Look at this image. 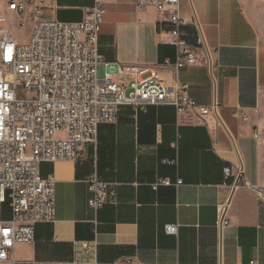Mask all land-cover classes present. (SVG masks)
Listing matches in <instances>:
<instances>
[{
  "label": "crops",
  "instance_id": "1",
  "mask_svg": "<svg viewBox=\"0 0 264 264\" xmlns=\"http://www.w3.org/2000/svg\"><path fill=\"white\" fill-rule=\"evenodd\" d=\"M101 1L104 60L136 66L138 78L156 71L176 79L198 105L216 102L234 144L214 109L121 105L117 122L100 124L75 160L41 165L43 176L55 177V219L36 224L34 241L18 243L0 264L65 262L78 241L94 239L89 264L125 256L134 264H264V202L245 185L264 187V0H179L185 41L196 47L200 30L206 42L195 48L199 61L180 70L164 64L176 57L164 16L134 0ZM91 4L47 0L42 18L80 21ZM14 12L0 0L1 14ZM107 69L100 67L103 79ZM113 70L129 92L134 78ZM94 172L115 188L99 209L88 204ZM159 179L172 184L154 187ZM167 224H177L176 234Z\"/></svg>",
  "mask_w": 264,
  "mask_h": 264
},
{
  "label": "built area",
  "instance_id": "2",
  "mask_svg": "<svg viewBox=\"0 0 264 264\" xmlns=\"http://www.w3.org/2000/svg\"><path fill=\"white\" fill-rule=\"evenodd\" d=\"M13 2L21 3L13 18L0 13V263L10 259L18 243L34 241L36 224L55 219V177L43 176L41 165L75 160L96 141L100 124L117 122L121 105L172 103L177 112L198 108L200 115L217 109L216 102L198 105L176 79L156 71L138 78L136 66L106 62L99 51L105 13L101 0H92L86 16L72 22L43 19L47 0H8L11 11ZM134 4L138 9L151 6L165 17L166 40L175 46L176 57L164 64L180 70L199 61L195 48H205L206 42L200 30L196 47L185 41L182 27L187 20L179 13V0H134ZM11 22L24 29L22 38L12 34ZM103 65L108 68L104 79L99 74ZM113 69L134 78L129 92L114 79ZM225 171L229 174L228 168ZM87 183L88 204L95 209L115 195L114 185L95 172ZM159 184L172 183L159 179L153 186ZM245 185L264 202V187ZM223 212L221 208V226L228 223ZM165 229L176 234L177 224ZM96 248L95 239L78 241L72 259L56 264H89ZM134 263L135 258L125 256L113 264Z\"/></svg>",
  "mask_w": 264,
  "mask_h": 264
},
{
  "label": "rangeland",
  "instance_id": "3",
  "mask_svg": "<svg viewBox=\"0 0 264 264\" xmlns=\"http://www.w3.org/2000/svg\"><path fill=\"white\" fill-rule=\"evenodd\" d=\"M12 34L16 37V38H22L25 34L24 29H20L17 26L14 25L13 22V29H12Z\"/></svg>",
  "mask_w": 264,
  "mask_h": 264
},
{
  "label": "water",
  "instance_id": "4",
  "mask_svg": "<svg viewBox=\"0 0 264 264\" xmlns=\"http://www.w3.org/2000/svg\"><path fill=\"white\" fill-rule=\"evenodd\" d=\"M214 113H215L216 117L218 118L220 124H221V125L223 126V128L226 130L227 134L229 135V137L231 138V140H232V142H233V144H234L233 138H232L230 132L228 131L227 127L225 126L224 122H223L222 119L220 118L218 112H217L216 110H214ZM236 151H237V150H236ZM238 180H239V178L236 179L234 185H237Z\"/></svg>",
  "mask_w": 264,
  "mask_h": 264
},
{
  "label": "bare ground",
  "instance_id": "5",
  "mask_svg": "<svg viewBox=\"0 0 264 264\" xmlns=\"http://www.w3.org/2000/svg\"><path fill=\"white\" fill-rule=\"evenodd\" d=\"M12 10L15 12H19L21 10V3L20 2H13L12 3Z\"/></svg>",
  "mask_w": 264,
  "mask_h": 264
}]
</instances>
